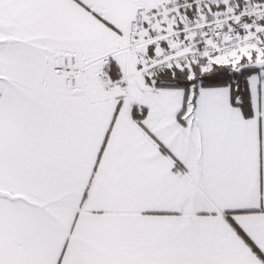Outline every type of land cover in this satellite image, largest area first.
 Here are the masks:
<instances>
[{"label": "snow or ice", "instance_id": "6c2138e0", "mask_svg": "<svg viewBox=\"0 0 264 264\" xmlns=\"http://www.w3.org/2000/svg\"><path fill=\"white\" fill-rule=\"evenodd\" d=\"M0 264H264V0H0Z\"/></svg>", "mask_w": 264, "mask_h": 264}]
</instances>
